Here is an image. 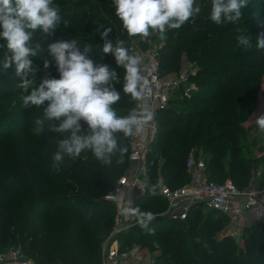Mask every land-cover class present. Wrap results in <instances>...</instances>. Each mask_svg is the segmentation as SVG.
<instances>
[{
    "label": "trees",
    "instance_id": "1",
    "mask_svg": "<svg viewBox=\"0 0 264 264\" xmlns=\"http://www.w3.org/2000/svg\"><path fill=\"white\" fill-rule=\"evenodd\" d=\"M84 1L53 0L54 5L59 7L61 22L82 18L78 13L74 15L71 12L88 4ZM199 4L200 14L179 30H172L167 34V38L157 49L161 75L174 73L181 67L180 53H185L193 60L198 67L189 76L197 82L198 89L191 97H185L179 102L171 99L167 106L155 113L157 129L146 155L147 191L136 194L132 206L139 207L141 211H151L156 218L150 224V230L140 228L132 220L133 225L123 231L114 244L119 250L131 248L134 243L140 247L150 246L152 249L159 247V256L155 257L154 264H264L263 223L254 219L245 224L240 245L228 236L217 240L216 234L228 222H236L233 217L209 209L203 204H195L186 220L171 218L165 214L168 204L159 193L164 185L178 188L189 183L191 174L187 167L188 158L191 153L199 158L202 152L207 153V157L202 159L205 161L209 179L218 182L232 179L241 190L248 188L254 181L258 186L264 187V154L261 157L252 156L250 159L243 156V149L246 147L244 143L249 138L241 126L242 122L254 114L259 104V94L262 93L264 50H257L255 42L256 35L264 33V0H249L248 6L242 10L244 17L239 23L225 22L221 25H216L209 19L211 0H201ZM102 20L92 18L84 26H75L72 33L62 30L56 37L41 36L37 32L35 39L38 42L66 41L61 34H68L72 39L76 35H94L97 29L93 25L97 23L100 26ZM116 26L120 36L113 43L123 40L129 49L135 46L133 37L123 31L120 21L117 20ZM196 26H201V31L197 32ZM241 34L251 38V49L245 50L239 45L237 38ZM98 44H92L91 47H97L94 45ZM84 47L81 48L82 51ZM97 49H102V46ZM6 55H10V52L0 56V62ZM89 56L100 62V57L92 51ZM106 57L111 62L104 64L118 74L120 82L114 86L119 91L123 86L124 70L116 65L111 54ZM14 90L12 81L0 79V105L14 95ZM121 97L114 108L118 115H127L130 109L136 107L137 101L125 96L122 90ZM216 125H228L227 132L216 135L213 131ZM256 125L251 126L250 130ZM1 134L0 146L8 137ZM130 141L131 137L125 138L120 134V147L126 151L123 153L122 163H118L120 153L113 154L112 163L117 169L115 171L110 165L98 161L91 151H87L88 157L83 152L64 167L59 175L57 188L45 190L41 187V180L36 179V184H31L28 208H32L31 203L36 201H41V204L60 203L55 210L56 214L50 210L41 216L51 217L50 220L54 221L57 219L55 215L68 214L77 223L80 237L97 220L105 219V222H101L103 225L100 232H105L103 228L109 230L113 226L115 203L105 197L114 191L118 178H121L128 167H131L130 171L136 168V164L130 162ZM259 151L264 153L263 148ZM256 174L258 178H255ZM20 175L11 180L7 185L9 190L0 195V253L6 252L17 243L34 264H56L57 257L49 237L53 231H62L63 223H56V230H51L49 236L47 234L48 238L41 242L39 233L34 228L16 231L19 226L18 217L6 210L2 204L6 194L19 184ZM40 210L41 208L36 213ZM35 214L28 216L32 222L35 221L32 218ZM71 225L72 223L65 227ZM94 240L89 239L90 258L95 256L94 249L98 247ZM73 247L72 243L65 244V258L71 256ZM100 261L99 254L96 263ZM76 262L73 260V263Z\"/></svg>",
    "mask_w": 264,
    "mask_h": 264
},
{
    "label": "clouds",
    "instance_id": "2",
    "mask_svg": "<svg viewBox=\"0 0 264 264\" xmlns=\"http://www.w3.org/2000/svg\"><path fill=\"white\" fill-rule=\"evenodd\" d=\"M112 2L123 31L129 37H140L145 41L154 34L165 40L170 30H179L201 12L197 0ZM248 4L249 0H211L209 19L216 25L237 24L243 19L242 10ZM61 21L59 7L53 0H0V39L6 41L10 52L0 62V68L6 73L14 67L15 74L21 78L18 86L23 90L21 100L25 109L33 106L42 109V117L34 121L35 131L42 133L47 126L49 132L63 134L52 157L55 170L60 169L65 157L76 159L85 151H91L104 165H110L113 154L119 152L118 163H122L126 149L120 147V134L125 138L140 136L143 139L145 126L153 118L146 103L149 82L142 75V58L132 54L125 41L114 44L108 38L111 28L101 32L103 53L111 54L116 65L124 70L123 94L139 102L127 115H118L114 108L122 98L121 90L114 86L120 82L117 72L90 58L92 47L85 45L82 51L75 39L47 45L59 78L45 76L38 86H34L38 71L34 58L43 53L42 44L35 39L36 34L39 31L53 35ZM237 39L245 50L253 47L249 36L241 34ZM255 47L264 50V33L256 35ZM50 66L51 62L45 59L44 68ZM256 124L264 131V115L256 118ZM113 200L124 220H134L140 228L150 230L149 226L156 218L153 212L133 207L128 194L121 190L113 194Z\"/></svg>",
    "mask_w": 264,
    "mask_h": 264
},
{
    "label": "rangeland",
    "instance_id": "3",
    "mask_svg": "<svg viewBox=\"0 0 264 264\" xmlns=\"http://www.w3.org/2000/svg\"><path fill=\"white\" fill-rule=\"evenodd\" d=\"M200 1L201 0H197V3L199 4ZM84 2H87L88 4L71 12V14L74 15L78 13V15L82 16V18H78L72 22H61L59 28L51 36L56 37V35L62 30L72 33L71 30H73L75 26H84L85 24H88L92 18L103 19L100 26L97 23L93 25L94 29H97V32L94 35H76L75 39L79 41L80 48H83L85 45L92 46V44L99 43L98 45H94L97 47H92L94 48L91 50L92 53L100 57L101 63L111 62L107 59V54H104L102 49L97 48L103 45L100 34L105 28L112 29L109 33V39L118 40L120 36V31H118V27L116 26L117 20L119 22V19L115 15L113 2L112 0H92L91 2ZM196 29L198 32L201 31L202 27L196 26ZM171 31L172 30H170L168 34ZM39 33L41 36H46L41 32ZM61 36L63 40L72 39V37L68 34L65 36L61 34ZM133 41L135 43L134 45L142 51H147L149 49L157 50L163 42V40L159 39L158 34L150 36L147 41L142 40L140 37H133ZM51 42L54 41L44 40L40 42L42 46H45L43 48L45 51L38 57L34 58V64L38 69L35 77L36 80L34 79V86L36 84L38 86L45 76L59 78L55 62L52 61V58L47 52V45ZM8 51L6 41L0 39V56L5 53L8 54ZM180 54L182 62L181 67L174 73H167L170 75L169 78L188 75L192 71H196V68L198 67V65L193 60H190L185 53ZM45 59L51 62V66L47 69L44 68ZM3 78L7 81H12V85L15 90L13 93L14 95H11L10 99L5 104L0 105V134L2 133L1 135H3V137L8 136L0 146V195L4 193V191L9 190L7 185L10 184L11 180H15L19 174L21 175L19 176V184L15 186L10 193L8 192V194H6L2 204H4L6 210L15 213L18 217L17 222L19 226L16 231L20 229L34 228L38 231L41 242L48 238L51 230H56V223H63L64 229H62V231H53L49 237L57 257L56 264H95L99 258V254L102 256L104 245L107 243L108 246L113 244L115 239L119 238L123 231L128 230L134 222L132 220H124L115 206L113 226L109 230L103 228L105 232H100L99 230L102 229L103 225L101 222H105V219H103V221L97 220L94 224H92L89 230L83 233L80 237L78 235L80 230L78 229L79 227L77 226V223L73 222V218L68 214H57L55 215V218L57 219L54 221L50 220L51 217L48 218L43 215L41 216L42 213H47L50 210L56 214L55 210L58 208L60 203L48 202L41 204V201H36L31 203L32 208H28L30 205L28 195L32 193L30 192L32 188L31 184L34 183L35 185L36 179H39L41 180V187L45 190L51 189L52 187L57 188L59 175L63 171L64 167L70 164L73 159L65 157L63 162L65 165H61L58 171L53 168L52 157L57 150V142L63 138V134L49 132L47 126L44 132L37 133L35 131L34 121L37 118L42 117V109L35 106L25 109L22 106L21 96L23 94V90L18 86L21 82V78L15 74L14 67L10 68L6 73L3 72L2 68H0V79ZM193 84H195V86L197 85L196 83ZM261 88L262 93L259 94V104L257 109L254 111L252 116L241 123V126H243L249 138V141L244 143L246 147L243 149V156L246 159H250L252 156L261 157L264 154L259 151L261 148L264 149V131H260L257 125L254 129L250 130L251 126L256 124V118L264 115V78ZM176 91L178 92V90ZM193 91L191 96L195 93V90ZM184 98L185 93H183V97L180 98L172 96V100L175 102L184 100ZM226 127H228V125H222V127L216 125L213 131L216 135H222L224 132H227ZM81 154H83V152ZM206 154L207 153L203 152L200 153L199 158L205 159L207 157ZM83 155L88 157V152L85 151ZM110 166L113 171L117 170L114 163H111ZM130 168L131 167H128L126 169V174L130 173ZM259 172H261V169H259ZM125 173L121 175V177L126 175ZM255 178H258V174L255 175ZM128 192L129 190H127L126 193L132 200L133 204L136 194L129 195ZM39 208H41L42 211L40 210V212L36 213ZM81 209L78 208V210ZM81 213L83 214V211H81ZM29 214H33V216L35 214V217H32L35 219L34 222H32L31 217H28ZM71 223V226L67 228L65 227ZM238 226L239 223L237 222H228L225 228L216 234V239L222 240L228 236L237 244H242L243 231L241 226ZM91 238L95 239L94 243H97L98 246L94 249L95 256L92 258H90L91 243H89V239ZM67 243H72L74 245L69 258L64 257V246ZM19 247L20 245L17 243L11 246V248ZM130 249H137L141 252H151L155 257L159 256L160 252L159 247L152 249L150 246L140 247L135 243ZM73 260H76L77 262L73 263Z\"/></svg>",
    "mask_w": 264,
    "mask_h": 264
},
{
    "label": "built area",
    "instance_id": "4",
    "mask_svg": "<svg viewBox=\"0 0 264 264\" xmlns=\"http://www.w3.org/2000/svg\"><path fill=\"white\" fill-rule=\"evenodd\" d=\"M132 54L142 58V75L148 80L149 86L146 93V103L153 113V118L145 126V135L131 137L130 162L136 164V168L122 176L114 191L107 195L106 200L112 201L113 194L117 190L126 192L133 190L137 194L147 191L146 160L148 147L153 140L157 125L155 113L158 109L167 106L173 97H191L197 91L196 81L190 78V74L166 77L160 73V57L158 50L142 51L136 46H131ZM194 72V71H193ZM178 90V92L176 91ZM193 91V92H192ZM139 102L136 103L138 106ZM187 167L191 174V181L181 187L171 188L162 186L160 195L166 200L168 206L165 214L171 218L186 220L191 207L195 204H203L209 209L220 211L233 217L239 224L244 222L245 216L264 224V187L256 186L253 182L248 188L239 189L232 179L218 182L209 179L206 173L205 161L196 158L194 153L188 158ZM155 256L151 252H141L137 249L119 250L116 244L104 245L101 261L95 264H154ZM0 264H34L21 248H10L0 253Z\"/></svg>",
    "mask_w": 264,
    "mask_h": 264
},
{
    "label": "crops",
    "instance_id": "5",
    "mask_svg": "<svg viewBox=\"0 0 264 264\" xmlns=\"http://www.w3.org/2000/svg\"><path fill=\"white\" fill-rule=\"evenodd\" d=\"M166 77H169L170 75H165ZM254 183H255V185L256 186H258L257 184L258 183H256L255 181H254ZM129 195H132V194H137V193H135L133 190H129ZM136 196V195H135ZM252 220H254L251 216H249V215H246L245 216V219H244V222L242 223V224H239V226H241V228H243V226L245 225V224H247V223H249L250 221H252ZM237 222V221H236ZM238 223V222H237ZM238 226V227H239Z\"/></svg>",
    "mask_w": 264,
    "mask_h": 264
}]
</instances>
